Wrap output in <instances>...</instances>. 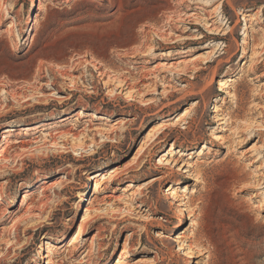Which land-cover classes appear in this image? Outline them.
<instances>
[{
  "label": "rangeland",
  "instance_id": "obj_1",
  "mask_svg": "<svg viewBox=\"0 0 264 264\" xmlns=\"http://www.w3.org/2000/svg\"><path fill=\"white\" fill-rule=\"evenodd\" d=\"M31 5L0 0V264H264V0Z\"/></svg>",
  "mask_w": 264,
  "mask_h": 264
},
{
  "label": "bare ground",
  "instance_id": "obj_2",
  "mask_svg": "<svg viewBox=\"0 0 264 264\" xmlns=\"http://www.w3.org/2000/svg\"><path fill=\"white\" fill-rule=\"evenodd\" d=\"M31 6H34V0H32V5ZM246 16V15H245ZM17 25H16V23L14 24H11L10 25V29H13V28H15ZM29 28V26L28 27H25V28H22V31H21V34L23 35L26 31H27V29ZM242 34L245 36L246 34H247V27H245L244 29H243V31H242ZM201 68V67H200ZM212 81H213V79H212ZM122 82H124V84H123V88L125 87V89H127V88H129V89H132L133 87H134V85H132V84H130L131 82H127L126 80H123ZM224 84V83H223ZM223 89H226L225 88V85H224V87H223ZM226 92V91H225ZM188 113V109H185L184 110V112H183V114H182V116L181 117H179V119L177 120V122L176 123H174V125L173 126H176V124L178 125L179 123H181V122H183L185 119L183 118L186 114ZM218 121H222L223 120V117L221 116V117H219L218 119H217ZM187 122L186 121H184V123L183 124H186ZM21 128V130H29L31 127L30 126H23V127H20ZM7 129V133L5 134V140H6V143L7 142H9V139H10V137H12V132L14 131V128H12V126H10V127H7L6 128ZM163 129H167V126H165ZM157 131H159V129L157 130V127H153L148 133H147V135H146V138H147V141H152L153 139H154V141L155 140H157V138L158 137H156L155 135H156V133H157ZM147 141L145 142V143H142V145H141V147H144V146H146L147 145ZM176 148L174 147V145H171V148L169 149V151H168V153L170 152V151H173V150H175ZM188 149V148H187ZM130 165H132V164H130ZM184 165V167H185V164H183ZM182 165V166H183ZM127 170V166L126 165H124V163L123 164H115L114 166H112V167H110L108 170H106V171H104V172H102L103 174H102V176H100L101 178L100 179H98L97 177L98 176H96L95 174H92V175H90L89 177H88V180H92V181H95L96 182V186H95V191L97 192V193H102L103 191H105L106 189H107V183L108 182H112V181H114L116 178H118V177H121V175H123V173H125V171ZM97 178V179H96ZM158 180H160V177H156V178H154L153 180H152V182L154 183V182H156V181H158ZM128 187H130V185L128 184ZM80 194H79V197H78V201L76 202V204H75V206H74V209H76V210H78V205H79V203L82 201V197H83V195H84V193H83V191H81V192H79ZM172 198H173V196H172ZM28 199H29V194H25L24 196H23V198H22V200H21V203H20V207H23V206H25L26 205V203H27V201H28ZM184 207L183 206H181L180 207V211L182 212H184ZM183 223H182V221L179 219V221L177 222V224L176 225H174L171 229L172 230H176V229H179L181 226L180 225H182ZM85 226H84V224H80L79 226H78V228H77V233H74L73 234V236H72V238H71V241L72 242H75V241H77L78 239H79V237L81 236V235H83L84 233H85ZM155 237H157V238H164L165 237V234L164 233H162V232H159V231H157V232H155ZM97 241V237L96 236H92L91 238H90V244L92 245L93 243H95ZM211 244L213 245V247L214 248H212L215 252H219V250L221 249V243L219 242V240L217 239V238H214V239H211ZM190 245L191 244H189V247H190ZM73 246V245H72ZM56 249H57V243H54V244H51V242H48L46 245H45V248L43 247L42 248V257H43V261H44V263L45 264H53L54 262H53V258H52V253H54L55 251H56ZM190 249V248H189ZM81 251V250H80ZM80 251H79V253H80ZM206 252V251H205ZM124 253V251H122L121 252V255ZM123 257H121L120 256V258L119 259H122ZM120 263V260H118L117 261V264H119ZM37 264H41V261H39V262H37ZM124 264H126L125 262H124Z\"/></svg>",
  "mask_w": 264,
  "mask_h": 264
}]
</instances>
